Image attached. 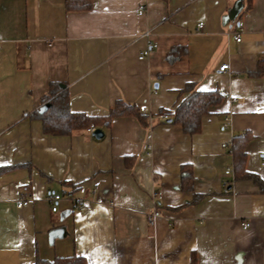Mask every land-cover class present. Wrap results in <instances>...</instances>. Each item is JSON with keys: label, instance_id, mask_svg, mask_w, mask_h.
<instances>
[{"label": "crops", "instance_id": "0c3cea01", "mask_svg": "<svg viewBox=\"0 0 264 264\" xmlns=\"http://www.w3.org/2000/svg\"><path fill=\"white\" fill-rule=\"evenodd\" d=\"M91 1L0 0V264H264V191L236 178L232 152L247 134L245 169L264 180V0ZM187 84L223 99L197 134L170 115ZM52 85L73 112L122 100L145 121L46 133L31 114Z\"/></svg>", "mask_w": 264, "mask_h": 264}, {"label": "trees", "instance_id": "16d2710c", "mask_svg": "<svg viewBox=\"0 0 264 264\" xmlns=\"http://www.w3.org/2000/svg\"><path fill=\"white\" fill-rule=\"evenodd\" d=\"M67 9L83 10L90 8L93 4L91 0H67ZM179 53L178 48H173L167 58L173 60ZM183 91L188 92L186 97L180 100L175 109L170 112L172 121L180 125L187 134H197L202 130V119L210 112V108L220 103L222 95L218 90L202 91L197 90L193 84H187ZM44 101H48L49 106L42 112H34L32 117L41 119L43 129L49 134L70 135L75 130L86 129L90 125L95 127L110 126L115 116H136L141 122L145 121V116L142 115L140 109L131 103L122 100L117 101L107 116L93 117L86 113L73 112L69 108V94L66 90L60 89L58 86H51L50 91L43 97ZM249 136H235L233 139L232 152L235 157L236 178H249L255 184L261 186L264 191V180L257 175L250 173L245 169L246 152L245 148L248 144ZM34 264H89L84 256H61L52 260H43L37 258Z\"/></svg>", "mask_w": 264, "mask_h": 264}, {"label": "built area", "instance_id": "2783aa9c", "mask_svg": "<svg viewBox=\"0 0 264 264\" xmlns=\"http://www.w3.org/2000/svg\"><path fill=\"white\" fill-rule=\"evenodd\" d=\"M143 13H144L143 8H140L139 15H140V14H143ZM204 25H205V24H204V21H200V22H198L197 28H199V29H203ZM238 26H239L240 28H242V27H241V26H242V23H239ZM149 33H150V31H147V32H146V34H149ZM241 38H242V36H241V32H235V33H234V39H235L236 41L241 42ZM150 49H151V44L149 45V47H148L147 50H144V51L141 52V54L139 55V58H140V59H141V58H144L145 55L149 53V50H150ZM228 67H229V63H228V64H223V65H221V66L219 67V70L226 71V69H228ZM161 115H162V117H163L164 119H168V118H169V115H167L166 113H163V114H161ZM227 122H228V120L225 121V124H224L225 126H227V124H228ZM88 130H89L90 132H93V131L95 130V126H94L93 124L90 125V126L88 127ZM152 148H153V147H152V144H148V145H147V154H148V155H151V154H152ZM263 165H264V160H263ZM233 173H234V171H233L232 169H230V168L225 169V175H226V176L231 177V175H233ZM157 197L160 199V197H161V192H160V191L158 192ZM60 198H61V194H59V195H58V194H54V195H53V199H52V205H53L52 209H53V211H57V210H58V201H59ZM28 203H29L28 200H25V199H18V200L16 201V206H18V207H23V206H25V205L28 204ZM160 215H161V211H159V210H154V211H152L148 216H149L150 221H154L155 219L159 218ZM248 226H249V222H248V221L243 223V228L247 229Z\"/></svg>", "mask_w": 264, "mask_h": 264}, {"label": "water", "instance_id": "95a60500", "mask_svg": "<svg viewBox=\"0 0 264 264\" xmlns=\"http://www.w3.org/2000/svg\"><path fill=\"white\" fill-rule=\"evenodd\" d=\"M49 105H45V107H43V110H45ZM94 135L96 138L100 139L103 135H104V131H102V129H95L94 130ZM51 239L55 237V235L57 234L55 231H51Z\"/></svg>", "mask_w": 264, "mask_h": 264}]
</instances>
